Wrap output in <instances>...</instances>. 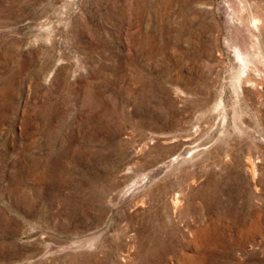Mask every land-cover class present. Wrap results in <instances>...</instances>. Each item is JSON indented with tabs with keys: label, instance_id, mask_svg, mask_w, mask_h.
<instances>
[{
	"label": "rangeland",
	"instance_id": "obj_1",
	"mask_svg": "<svg viewBox=\"0 0 264 264\" xmlns=\"http://www.w3.org/2000/svg\"><path fill=\"white\" fill-rule=\"evenodd\" d=\"M0 264H264V0H0Z\"/></svg>",
	"mask_w": 264,
	"mask_h": 264
}]
</instances>
